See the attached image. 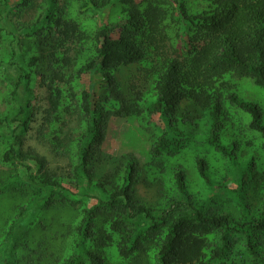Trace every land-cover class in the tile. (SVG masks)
Listing matches in <instances>:
<instances>
[{
    "label": "trees",
    "instance_id": "trees-1",
    "mask_svg": "<svg viewBox=\"0 0 264 264\" xmlns=\"http://www.w3.org/2000/svg\"><path fill=\"white\" fill-rule=\"evenodd\" d=\"M40 1L16 0L15 22H7V3L0 2V192L32 191L6 224L0 261L31 211L29 227L61 203L78 214L54 264H108L111 249L125 261L141 257L149 264H264V205L253 212L242 192L232 193L237 216L219 201L206 205L209 185L226 178L227 163L238 169L242 188L257 178L264 184V162L255 155L264 156V101L242 83L264 89V0ZM109 3L117 14L112 21L124 24L119 37L103 40L109 26L94 15ZM130 66L138 81L127 86L122 72ZM96 73L103 84L93 99L97 81L84 79ZM37 86L47 100L40 120ZM156 103L164 104L170 127L162 132L150 119ZM99 106L141 121L148 163L123 155L106 170L108 127ZM189 124H204L207 135L187 164L178 153ZM32 132L66 165L50 166L27 147ZM151 179L162 203L137 195V185Z\"/></svg>",
    "mask_w": 264,
    "mask_h": 264
},
{
    "label": "rangeland",
    "instance_id": "rangeland-1",
    "mask_svg": "<svg viewBox=\"0 0 264 264\" xmlns=\"http://www.w3.org/2000/svg\"><path fill=\"white\" fill-rule=\"evenodd\" d=\"M15 1L16 0L0 1L7 3L6 5H2L7 22H9L10 19H13L14 22L16 21L17 16L10 13V7L15 4ZM37 1V4L41 2L40 0ZM111 5L112 4L109 3L102 11L94 15V19L99 22V25L102 26L106 24L109 26V30L103 32V36L105 35L103 40L119 37V33L124 24V22L118 23V21H112L113 18L117 17V14H111ZM20 38L26 45L31 41L24 36H20ZM136 72V66L123 69L122 76L125 85L129 86L131 82L138 81L136 80ZM99 76V73L85 75V84L89 85L92 80L97 81L92 92L93 99H96V94L103 84ZM242 83L245 92H251L249 94L250 96L258 99L260 98L264 101V89L256 87L251 81H243ZM35 89L36 99L33 103L36 106H41L38 114V120H40L42 109L45 108L47 104L46 92L39 86ZM0 90L2 89L0 88ZM1 98L0 95V111H2L3 108ZM189 108L192 109L191 106H189ZM96 109L101 112H98V117L102 119L108 127L107 137L102 146L105 156L103 164L106 170H112L114 166L119 163L123 155H126L128 158L134 157L139 161L140 165L148 163L150 160L151 145L148 138V130L143 126L141 121L134 117L117 116L113 110L104 109L102 106L96 107ZM192 112L196 114L193 109ZM150 119L159 131L162 132L167 128L168 122L164 113V104L156 103L153 106ZM182 129L184 130L183 136L185 134L187 135L183 142L186 146L178 153V156L187 163L197 154V151H199L198 149L203 147V144H200L198 141L205 139L207 129L204 124L201 126L199 124L198 127L189 124ZM192 136L195 137V141L189 139ZM26 146L32 147L40 154L45 155L49 160L50 166L55 167L60 164L65 166L68 162L65 159L56 158L46 145L41 144L35 139L34 132H32V136L30 135V138L27 140ZM200 152L209 154L206 153L205 150H200ZM255 155L260 157L261 161L264 162L262 153L256 151ZM173 161H175V157ZM225 171V179H220L219 183L215 184L214 182L209 185V187H213V191L206 203L208 207H215V202L218 203L219 201L224 205L219 204L218 207H223L236 216L239 215L241 213V207L232 200L236 199L232 194L233 192L237 194H241L242 192L245 195L243 197L246 198V200H250V209L253 212L264 205V184L257 185L258 178L255 181L250 180V185L246 188H242L243 182L238 175V169L227 163ZM189 173L192 178H196V171L192 167L189 169ZM210 175L213 176L212 174ZM136 188L138 197L147 204L162 203L165 198L160 190V186H158L157 183H152V179L139 183ZM31 194V189L28 190L21 187H12L4 192H0V238L5 234L6 224L11 217L17 213V206L26 204ZM91 194L93 196L96 192L92 191ZM54 195L58 198L59 193L55 192ZM90 201L93 202L94 198ZM77 214L78 211L76 208L59 203L38 214L35 225L29 227L28 222L33 218L31 211L24 221L16 228L9 245L4 251V259L0 261V264H8L9 262L13 264H54L57 257L63 252L71 222ZM106 253L108 255V264H149L146 259L141 257L133 261H125L120 258L113 249H111L109 253Z\"/></svg>",
    "mask_w": 264,
    "mask_h": 264
}]
</instances>
